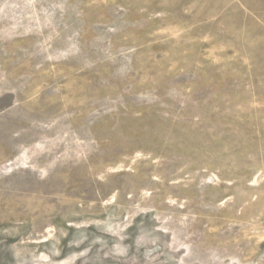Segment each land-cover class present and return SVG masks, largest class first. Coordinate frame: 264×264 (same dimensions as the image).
<instances>
[{
    "label": "rangeland",
    "instance_id": "374dc122",
    "mask_svg": "<svg viewBox=\"0 0 264 264\" xmlns=\"http://www.w3.org/2000/svg\"><path fill=\"white\" fill-rule=\"evenodd\" d=\"M0 264H264V0H0Z\"/></svg>",
    "mask_w": 264,
    "mask_h": 264
}]
</instances>
